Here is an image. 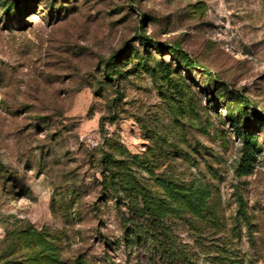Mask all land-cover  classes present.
<instances>
[{
  "label": "rangeland",
  "instance_id": "374dc122",
  "mask_svg": "<svg viewBox=\"0 0 264 264\" xmlns=\"http://www.w3.org/2000/svg\"><path fill=\"white\" fill-rule=\"evenodd\" d=\"M104 153L157 197L202 190L204 215L131 218ZM28 225L65 264H264V0H0V255Z\"/></svg>",
  "mask_w": 264,
  "mask_h": 264
},
{
  "label": "trees",
  "instance_id": "16d2710c",
  "mask_svg": "<svg viewBox=\"0 0 264 264\" xmlns=\"http://www.w3.org/2000/svg\"><path fill=\"white\" fill-rule=\"evenodd\" d=\"M1 8L6 11V16H9L13 5L4 4V7ZM140 42L145 47L153 45L158 49L162 48L161 45L153 43L146 36H141ZM124 52L123 49L116 52L105 62L104 75L108 80H112L113 74L111 70L123 58ZM169 54L176 57L182 55L189 69L199 67L198 63L181 54L175 48L169 50ZM243 102L244 105L250 107L248 101L244 100ZM233 112L228 114V118L233 122L236 135L244 144L248 155H250L249 157H253L252 150L256 148V138L251 134L250 122L247 120L242 124L243 122L239 118L240 114H238L240 110L237 113ZM249 161L250 159L244 161L243 167L245 169L250 168ZM101 162L102 171L100 174L103 189L115 197L117 205H119V210H121V205L127 208L129 214H131V218H145L154 227L160 229L164 226L165 220L175 213L187 212L196 218L204 215L206 200L205 193L202 190L183 189L167 181L163 183V186L169 192L170 196H167V198L157 197L138 179L124 160H117L111 154L104 153L101 156ZM140 163L145 164V167L148 169V162L141 161ZM129 220L130 218L127 221ZM47 235L42 232H37L29 225L23 229L8 230L6 239L7 247L0 255V264H9V257L19 255L23 258L21 264H40L41 258L44 255L46 261L51 264H65L60 258L57 247L47 239ZM18 263V260L12 262V264ZM111 263L113 264V262Z\"/></svg>",
  "mask_w": 264,
  "mask_h": 264
}]
</instances>
